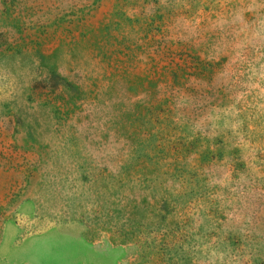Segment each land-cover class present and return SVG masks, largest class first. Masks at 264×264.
<instances>
[{"label": "rangeland", "instance_id": "374dc122", "mask_svg": "<svg viewBox=\"0 0 264 264\" xmlns=\"http://www.w3.org/2000/svg\"><path fill=\"white\" fill-rule=\"evenodd\" d=\"M0 264H264V0H0Z\"/></svg>", "mask_w": 264, "mask_h": 264}]
</instances>
